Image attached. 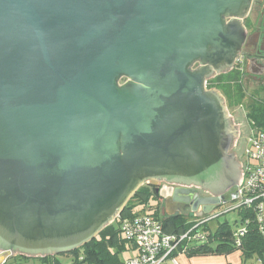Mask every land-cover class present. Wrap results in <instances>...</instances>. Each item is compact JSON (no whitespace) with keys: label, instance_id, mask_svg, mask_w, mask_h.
<instances>
[{"label":"water","instance_id":"water-1","mask_svg":"<svg viewBox=\"0 0 264 264\" xmlns=\"http://www.w3.org/2000/svg\"><path fill=\"white\" fill-rule=\"evenodd\" d=\"M252 2L0 0V264L81 247L142 185L185 207L191 186L229 185L226 108L203 84L240 53Z\"/></svg>","mask_w":264,"mask_h":264},{"label":"trees","instance_id":"trees-1","mask_svg":"<svg viewBox=\"0 0 264 264\" xmlns=\"http://www.w3.org/2000/svg\"><path fill=\"white\" fill-rule=\"evenodd\" d=\"M243 72L236 68L231 75L211 79L208 87L220 90L226 98V104L233 109L245 105L244 117L248 131H260L264 133V96L257 93L248 96L243 86ZM159 197L155 190L148 185L140 186L127 201L122 211L114 221L104 227L94 239L67 254L46 255L36 258L41 264H122L123 254L135 251V246L126 239L120 229L123 220L133 218L140 214H148L157 218L162 229L167 234L180 235L192 229L196 220L174 216L167 217L159 214ZM245 210V209H244ZM238 220L241 222L248 211L239 210ZM217 218V217H216ZM215 218V219H216ZM245 228V227H244ZM236 227L232 229L227 219L217 222L212 230L209 222L198 225L192 229L191 235L196 233L204 237L202 243L193 240L185 241L179 248V252L187 256L221 255L240 250L244 259L257 256L264 262V234H262L256 222H250L246 226L245 233L239 237L238 244L233 236ZM20 258H29L15 255ZM62 258L69 259L68 262Z\"/></svg>","mask_w":264,"mask_h":264},{"label":"built area","instance_id":"built-area-1","mask_svg":"<svg viewBox=\"0 0 264 264\" xmlns=\"http://www.w3.org/2000/svg\"><path fill=\"white\" fill-rule=\"evenodd\" d=\"M237 64L241 69V58L237 59ZM203 86L205 90L208 89L206 81ZM250 135L252 139L246 136L244 138L245 145L241 161L245 167L243 180L237 190V199L220 207V213L223 214L237 212L240 209L251 214L243 218L240 226L233 233L236 244L239 237L244 235L246 226L250 222H256L259 231L264 234V133L253 130L250 131ZM219 215L213 211L206 217L196 220L197 223L193 228ZM120 229L124 237L133 243L136 251L134 257L124 260L122 264H165L167 262L177 264L174 254L181 253L179 248L185 241L193 240L202 243L204 240V237L198 233L191 235L192 229L180 235L167 234L163 231L160 221L148 214L123 220ZM257 264H264V262L258 260Z\"/></svg>","mask_w":264,"mask_h":264},{"label":"flooded vegetation","instance_id":"flooded-vegetation-1","mask_svg":"<svg viewBox=\"0 0 264 264\" xmlns=\"http://www.w3.org/2000/svg\"><path fill=\"white\" fill-rule=\"evenodd\" d=\"M230 21L231 16L223 18L224 25L229 24ZM241 25L245 30V34L241 44L242 47L240 53H237L236 55L232 52L228 53L224 58V62L222 64H219L217 67L211 64L206 65L208 74L207 79H204V81H206L207 86H209V81L211 79L231 75V71L238 68L237 59L239 58H241V64L243 65L242 81L243 79H250L251 81L258 84L264 82V0H253L246 16H242ZM241 53H244L245 55L242 56ZM202 67L203 62H201L200 60H196L191 64L190 69L192 71H196ZM126 80L127 79L125 78H121L119 83L122 84ZM206 90L213 91L223 98V105L226 108L229 124L228 129L231 130V139L228 148V154L231 156L233 163L235 164L234 174L231 178V181L229 182V185L225 189H222L218 192L212 193L211 191L206 190L203 187L191 186L195 189V192L192 196L189 197V201L187 202L188 206L186 207L184 205H179L178 203H175L171 200H167L169 198H161L155 191L157 196L160 198V215L161 213H163L164 216H180L194 220L204 218L207 216V214L204 213V208L206 206L201 205L202 199L211 196H218L219 193L233 187H236L238 189L242 181L241 151L243 148L244 137L246 135L247 129L245 130V128L240 124H233V119L231 115H229L228 111L229 107L226 104V98L220 90L216 89L215 87H208V89ZM160 183L161 185H165V187L173 188L176 186H187V184L185 183H180L179 185L170 184L164 181H161ZM150 187L156 190L155 187ZM221 206L222 205L215 207L213 211H215L217 208H220ZM15 255H20V253L14 252V256Z\"/></svg>","mask_w":264,"mask_h":264},{"label":"rangeland","instance_id":"rangeland-1","mask_svg":"<svg viewBox=\"0 0 264 264\" xmlns=\"http://www.w3.org/2000/svg\"><path fill=\"white\" fill-rule=\"evenodd\" d=\"M243 86L246 90V94L248 96L252 95L253 93H257L256 91H258V94H260V97L264 96V82L261 83H256L251 81L250 79H243ZM263 88V89H261ZM246 105V102H245ZM245 105L241 106V107H236L230 110L229 108V115H231V113L237 111L239 108L241 109V112L243 114L244 117V110H245ZM245 123L247 125L246 119L244 117ZM248 127V126H247ZM245 138V137H244ZM220 208H217L215 210L216 214H220L216 219H212L209 221V226L210 228L213 230L216 225L217 222H222L223 220L227 219L229 221V223L231 224L232 229H234V227L238 228L240 226V221L238 220V213L237 212H228L226 214L220 213ZM190 219V218H189ZM192 221H194V219H192ZM129 253H133L132 251H129L127 253L123 254V258H126V256L130 255ZM63 261L68 262L69 259L66 258H62ZM2 264H41L39 260H37L36 258H20V257H16V256H12L10 258H7ZM247 264H255L253 260L249 259L247 261Z\"/></svg>","mask_w":264,"mask_h":264},{"label":"crops","instance_id":"crops-1","mask_svg":"<svg viewBox=\"0 0 264 264\" xmlns=\"http://www.w3.org/2000/svg\"><path fill=\"white\" fill-rule=\"evenodd\" d=\"M243 72V65L241 68ZM130 255L126 256L123 260L134 257L136 251H132ZM174 258L177 264H247L249 259L253 260L255 264L260 260L257 256H253L249 259H244L240 250L232 251L227 254L221 255H203V256H187L183 253H175ZM262 261V260H261ZM165 264H171L167 262Z\"/></svg>","mask_w":264,"mask_h":264}]
</instances>
